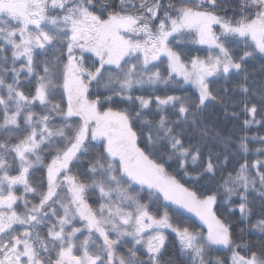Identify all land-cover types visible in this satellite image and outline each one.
<instances>
[{
  "label": "snow or ice",
  "instance_id": "1",
  "mask_svg": "<svg viewBox=\"0 0 264 264\" xmlns=\"http://www.w3.org/2000/svg\"><path fill=\"white\" fill-rule=\"evenodd\" d=\"M253 127L264 0H0V264H264Z\"/></svg>",
  "mask_w": 264,
  "mask_h": 264
},
{
  "label": "trees",
  "instance_id": "2",
  "mask_svg": "<svg viewBox=\"0 0 264 264\" xmlns=\"http://www.w3.org/2000/svg\"><path fill=\"white\" fill-rule=\"evenodd\" d=\"M184 51L188 52L191 55H201V56L206 55V51L204 50V48L202 46L191 44L190 42H185ZM222 83H223V81L219 82V84H222ZM217 86H219V85H217ZM216 112L218 114H220L219 107L216 108ZM256 133H258L259 135H264V128L253 127V129L251 130V132L249 134L251 135V134H256ZM253 146L259 147L258 144L253 145ZM237 158L239 159V157H237ZM254 158L255 157H249L250 160L254 159ZM144 195H145V199H147V194L145 193ZM158 204L160 206H164L167 203L162 198H160V200L158 201ZM167 205L169 207L170 215L173 216V222L174 223L186 225V226L193 228L194 230H197V231L204 229L201 226V224L195 218L187 215L186 213H184L183 211H181L180 209H178L176 207H173L169 204H167ZM220 211H223V209H220L218 211V215L220 214ZM262 211H264V209L261 208V202L259 200H257L256 201V207L254 208L255 216L253 217V222H255V219H258L260 217V213ZM227 218L233 223V225L235 226V229L237 231L242 227H246V225L240 223L241 217H240V213L238 211L232 215H229ZM167 235H168V239H169L170 243H169L168 253H167L166 258L170 257L174 261V264H188V261H186L182 257L181 253L179 252L175 234L169 230ZM245 238L247 240H250V241L259 239L258 236H246ZM211 255L213 258L219 257L221 259H224L226 256H229L230 254L226 253L224 251H214L211 253Z\"/></svg>",
  "mask_w": 264,
  "mask_h": 264
},
{
  "label": "rangeland",
  "instance_id": "3",
  "mask_svg": "<svg viewBox=\"0 0 264 264\" xmlns=\"http://www.w3.org/2000/svg\"><path fill=\"white\" fill-rule=\"evenodd\" d=\"M202 47H203V46H202ZM161 198H162V197H161ZM162 199H163V198H162ZM166 203L169 204V205H171V206H173V207H176V208L180 209L181 211H183V212L186 213L187 215H189V216L195 218V219L201 224V226H202L203 228H206V226H203V225H202V222L199 220L198 217L195 216L194 213L188 212L186 209L179 208L178 206H176V205H174V204H170V202H166Z\"/></svg>",
  "mask_w": 264,
  "mask_h": 264
}]
</instances>
